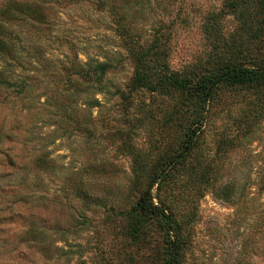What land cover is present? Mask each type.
Masks as SVG:
<instances>
[{
    "label": "rangeland",
    "instance_id": "rangeland-1",
    "mask_svg": "<svg viewBox=\"0 0 264 264\" xmlns=\"http://www.w3.org/2000/svg\"><path fill=\"white\" fill-rule=\"evenodd\" d=\"M11 1L0 0L17 8L4 25L0 69L25 86L20 92L0 86V264H158L148 259L153 249L122 238L114 213L144 186L134 181L142 172L128 153L137 150L147 166L177 143V132L163 124L169 98L129 88L133 64L115 18L126 17L143 40L162 32L165 67L182 71L206 58L213 34L249 44L250 16L226 12L225 0ZM23 1L41 3L43 17L29 18ZM212 24L216 30L206 31ZM94 60L112 65L100 88L80 78L70 88L62 84L67 67ZM252 97L229 92L213 108L198 149L214 155L221 134L233 135L224 173L241 195L234 203L209 192L198 199L194 219L182 229L181 264H264V118L244 126Z\"/></svg>",
    "mask_w": 264,
    "mask_h": 264
},
{
    "label": "trees",
    "instance_id": "trees-1",
    "mask_svg": "<svg viewBox=\"0 0 264 264\" xmlns=\"http://www.w3.org/2000/svg\"><path fill=\"white\" fill-rule=\"evenodd\" d=\"M59 1L54 0L55 4ZM100 2L98 4H103ZM11 4L21 5L22 2L12 0ZM223 7L226 12L244 11L250 16L249 22L246 21L247 27L252 30L246 33L249 44L243 45L245 41H240L238 36H232L228 41L220 33L213 34L211 51L206 58L182 71L165 67L162 32L157 31L148 40H143L127 27L126 17L124 21L117 20L121 17L115 18L120 45L126 49L133 64L129 88L146 90L155 96L169 98L163 124L168 133L177 132L173 133L175 140L178 139L177 143L166 146L158 156L153 157L148 167L136 155L137 150L128 153L135 163V170L140 169L142 172L134 173V181L139 185L143 181L144 186L128 207L121 213H114L115 219H121L116 225L122 238L131 246L143 243L144 249H153L148 254V259L156 258L158 264H181L184 251L182 229L194 219L196 203L201 196L209 192L216 199L234 203L237 199L231 198L241 195L232 191V180L228 181L227 177L229 173H224L223 164L227 151L236 144L233 135L221 134L214 155L205 156L198 149L206 126L215 115L213 108L223 104L229 92H244L253 96L247 103L248 110L245 115L248 120L244 126L247 129L253 128L264 118V0H225ZM95 8L99 9L98 5ZM107 8L114 16L115 8ZM23 9L29 18L43 17L41 3L28 5ZM15 10L16 7L10 9L0 6L2 46L8 45L5 41L8 33L4 25L10 17L17 15L14 14ZM210 17L218 18L217 15ZM205 29L211 32L216 30L214 24L206 26ZM2 46L0 50L6 51V47L2 49ZM7 48L10 49L9 46ZM111 67L109 60H94L83 65L72 64L65 69L66 74L61 81L70 88L75 79L80 78L83 82L97 83L100 88L107 69ZM2 69L0 86L16 87L20 92L25 86L24 82L21 81L19 85L10 82L4 77ZM73 72H76L78 78L73 79L70 76ZM117 92H121L119 88ZM92 102L98 103L96 99ZM125 144L124 142L123 145ZM184 171L188 176L181 181L180 176ZM153 187L156 195L151 192ZM80 190L84 191L81 188ZM132 257L133 255L128 257L131 262Z\"/></svg>",
    "mask_w": 264,
    "mask_h": 264
}]
</instances>
